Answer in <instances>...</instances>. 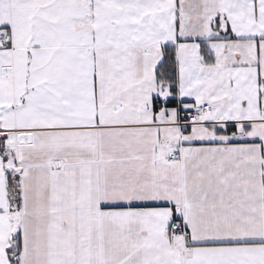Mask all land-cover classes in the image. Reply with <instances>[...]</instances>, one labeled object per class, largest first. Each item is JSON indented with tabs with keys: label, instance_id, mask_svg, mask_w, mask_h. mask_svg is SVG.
Listing matches in <instances>:
<instances>
[{
	"label": "snow or ice",
	"instance_id": "1",
	"mask_svg": "<svg viewBox=\"0 0 264 264\" xmlns=\"http://www.w3.org/2000/svg\"><path fill=\"white\" fill-rule=\"evenodd\" d=\"M0 264H264V0H0Z\"/></svg>",
	"mask_w": 264,
	"mask_h": 264
}]
</instances>
